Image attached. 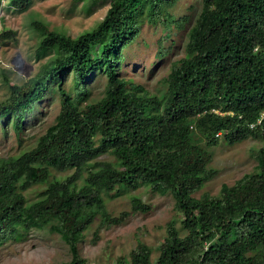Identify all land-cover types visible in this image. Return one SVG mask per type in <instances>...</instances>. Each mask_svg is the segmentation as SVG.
Masks as SVG:
<instances>
[{"label": "trees", "instance_id": "trees-1", "mask_svg": "<svg viewBox=\"0 0 264 264\" xmlns=\"http://www.w3.org/2000/svg\"><path fill=\"white\" fill-rule=\"evenodd\" d=\"M107 1L101 20L75 37L34 20L39 48L57 54L29 81L7 80L0 119L16 134L53 89L59 109L33 146L0 157V246L31 228H46L67 244L71 258L61 264H88L78 246L83 231L100 214L108 224L127 215L110 219L103 193L142 184L171 193L184 232L170 222L156 263L139 244L123 264H264V117L256 123L264 111V0H204L184 56L156 93L119 76L122 48L135 38L139 20L133 0ZM7 3L21 9L30 0ZM141 3H150L152 15L162 0ZM67 68L84 96L91 74H104L102 95L74 98L64 85ZM248 137L262 143L254 169L222 183L217 194L195 196L215 175L211 147ZM106 152L110 158L101 159ZM53 171L66 174L51 178ZM40 182L45 187L28 202L24 192ZM131 203L149 208L135 196Z\"/></svg>", "mask_w": 264, "mask_h": 264}, {"label": "rangeland", "instance_id": "rangeland-1", "mask_svg": "<svg viewBox=\"0 0 264 264\" xmlns=\"http://www.w3.org/2000/svg\"><path fill=\"white\" fill-rule=\"evenodd\" d=\"M203 4L204 0H162L156 12L148 15L150 3L143 7L141 0H133L130 8L136 13L139 25L135 38L122 48L121 64L117 67L119 76L132 79L149 92L156 93L170 66L184 56L188 30L196 22ZM108 7L107 0H30L26 7L18 9L9 6L7 0H1L0 101L9 95V82L23 84L29 81L57 54L55 48H39L42 36L33 24L34 20L75 37L93 28ZM74 78L71 68H67L63 74L64 85L74 98L84 100L102 95L105 76L101 72L94 71L86 82L87 96L73 85ZM58 109V95L53 89L26 115L19 134L11 122L0 119V157L17 156L33 146L54 121ZM261 144L251 137L235 143L220 139L211 147L213 158L209 167L215 170V175L194 195L217 194L222 183L232 184L244 173L252 171ZM100 157L110 158V155L106 152ZM64 174L53 171L50 177L60 178ZM45 185L40 182L30 186L24 192L28 202L37 198ZM134 196L149 208L145 211L133 209L131 199ZM103 199L110 219L122 212L127 215L119 223L108 224L102 222L104 216L100 214L83 231L78 246L88 264H123L122 261L130 259L131 251L139 244L150 249L151 262L156 263L168 224L172 222L180 233L184 232L183 216L174 208V199L169 192L155 193L140 184L136 188L124 186L103 193ZM70 258L67 244L60 235L46 228H31L0 246V264H61Z\"/></svg>", "mask_w": 264, "mask_h": 264}, {"label": "built area", "instance_id": "built-area-1", "mask_svg": "<svg viewBox=\"0 0 264 264\" xmlns=\"http://www.w3.org/2000/svg\"><path fill=\"white\" fill-rule=\"evenodd\" d=\"M262 117H264V111L261 113L260 117L257 118L256 123H259V122L261 121ZM254 124H255L254 122H251V123L249 124V126H250V127H253Z\"/></svg>", "mask_w": 264, "mask_h": 264}]
</instances>
